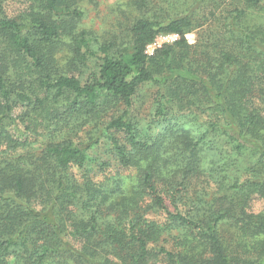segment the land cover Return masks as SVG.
<instances>
[{
  "label": "trees",
  "instance_id": "obj_1",
  "mask_svg": "<svg viewBox=\"0 0 264 264\" xmlns=\"http://www.w3.org/2000/svg\"><path fill=\"white\" fill-rule=\"evenodd\" d=\"M159 1L101 40L83 0H0V264H150L171 231L164 264H264V0Z\"/></svg>",
  "mask_w": 264,
  "mask_h": 264
},
{
  "label": "rangeland",
  "instance_id": "obj_2",
  "mask_svg": "<svg viewBox=\"0 0 264 264\" xmlns=\"http://www.w3.org/2000/svg\"><path fill=\"white\" fill-rule=\"evenodd\" d=\"M132 1L133 0H83L82 8L85 11V20L82 23L83 28L93 30L95 34L101 37V40L111 37L114 33L121 32L122 29L129 27L136 18L141 17L146 11L145 9H138L134 5H131ZM152 1L157 6V8L160 6L162 7V5L159 4V2L162 3V1ZM7 8L9 14H14L19 9V6L16 3L11 2V0H8ZM153 8L155 9V6H153ZM150 13H152V11ZM161 36H159L157 40H161ZM198 38V32H193L187 35L190 45L196 44ZM154 92L155 89L152 86L147 85L142 89L139 103L137 104L134 113V115L137 117V120L141 121L144 133H146L152 124L153 110L151 104V95ZM163 125H161L160 128L163 127ZM44 131L45 130L42 132L44 133ZM152 131L156 133L158 129L153 128ZM42 132H40L41 134L38 137V141L39 139L43 140ZM147 132L148 134L151 133V131ZM56 134L59 135V133ZM109 134L114 135L113 132H109ZM62 135H65L66 137L68 136L66 133H63ZM115 136L120 137V135L117 134ZM104 164H108L107 169L103 168ZM86 170L87 172H90V174L93 175L97 180L102 179L105 174L115 175L123 172L119 166L118 157L114 151L113 144L110 139L106 138L98 146L94 147L90 151ZM197 189H200V187H197ZM193 191L190 190L189 195L186 197V199L189 198L192 202L195 200V196L192 195ZM206 199L208 200L207 197ZM253 211H264V201L257 200L253 205ZM148 217L156 220L158 223H164L165 221V217L161 214L154 216L150 214ZM175 235H177L176 232H167L163 234L158 242L153 243L148 247V249H150V251H152L154 254L153 259L150 260L151 263H165L163 250L165 249L168 251H174L173 237Z\"/></svg>",
  "mask_w": 264,
  "mask_h": 264
},
{
  "label": "built area",
  "instance_id": "obj_3",
  "mask_svg": "<svg viewBox=\"0 0 264 264\" xmlns=\"http://www.w3.org/2000/svg\"><path fill=\"white\" fill-rule=\"evenodd\" d=\"M161 40H157L156 39L153 44H151L150 46H148V48L146 50V53L149 56H153L154 53H155V51H156V49L161 48L163 45L173 44L174 42H176L177 40H179V36L176 35V34L162 35L161 36Z\"/></svg>",
  "mask_w": 264,
  "mask_h": 264
}]
</instances>
